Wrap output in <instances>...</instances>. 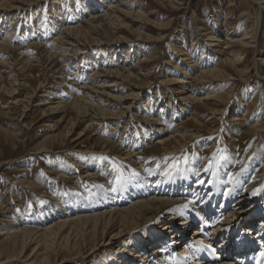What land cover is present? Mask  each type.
<instances>
[{
  "label": "bare ground",
  "instance_id": "bare-ground-1",
  "mask_svg": "<svg viewBox=\"0 0 264 264\" xmlns=\"http://www.w3.org/2000/svg\"><path fill=\"white\" fill-rule=\"evenodd\" d=\"M40 1L44 0H0V36L2 27H7L0 37V51L20 52L21 48L15 42L23 40L29 42L28 45L41 49L39 58L31 59V56L27 58L28 54L18 53L14 56V62L6 63L7 68L13 73L10 75L13 79L6 86L0 73V91L2 90L5 94L8 92L10 97L3 108L20 112L18 120L21 122V118L26 116L32 106H46L51 114L63 112L67 106H70L78 118V123H85L82 132L75 134L73 128L77 122H72V129L65 133L66 140L72 144L81 139L86 131H90V120L86 119L90 112L93 119L101 125L104 121L122 118L134 110L136 101L142 94L140 91L142 87L135 85L130 87L126 84L125 86L122 82L136 78L137 75L129 71L122 73L123 70L112 67L104 69V73L93 71L91 77L96 76V79L104 77L106 80L99 79V81H94L95 83L90 79L83 81L80 86L83 89L82 96L64 102L63 95H61V88L64 86L62 85L63 77L59 75L53 77L52 73L50 76L54 78V84L51 85L57 90H49L50 95L41 93L46 86L42 82L33 89L34 95H24L22 91L28 87L26 79L29 78L24 73L25 70L33 65L46 69L49 65H53V59L56 56L63 57L65 62H69L73 56L83 58L88 53L90 45L115 46L122 40H128L115 37L106 41L102 38L111 28L130 29L125 18H133V21L140 22L137 18H144L146 13L139 5L136 6L137 9L130 11V7L126 5L132 0H84V3L80 0L82 1L80 9L77 7V1L72 0L71 12L74 18L81 14L78 10L84 13L81 15L83 24H75V21L70 20L71 17L66 18L69 16V11L62 10L63 3L54 0V4H59L58 7L52 5L50 9L52 17H55L52 20L53 25L39 30V24L34 28V25H30V21L25 22L27 17L25 14L33 4ZM69 1L65 0L64 6L67 7ZM159 1L173 6L175 11L181 9L180 5L176 4V0ZM252 1L257 4L258 11L244 35L238 37L233 34L234 31L228 30L229 28L222 31L223 34L219 31L216 35L208 34L202 29L204 30L202 34L209 36L206 40L210 43L205 44L204 48L209 52V57L211 54L223 57L218 66L204 69L208 64L206 65L202 59L198 63L193 55L196 53L190 54L188 51L184 53L179 50L180 53L177 54L179 56L176 58L186 70L182 69V75L176 78L165 77L164 74L160 84L166 86L169 92L173 91L186 108L188 104L213 99V95H210L208 91L202 92L200 88L193 90L187 87L186 78H193L205 84L215 81L228 82L236 80L233 72L243 76L248 71V66L244 65L243 51L255 43L264 13V0ZM136 3V1L132 2L131 6ZM58 16L66 18L65 21H61ZM6 18H8L7 25L4 23ZM20 19L24 24L21 36L18 35L19 28L16 26L20 23ZM49 35L52 40L47 42L46 38ZM181 36L184 38L185 34ZM37 39H42L41 42L46 43L45 48L38 44ZM193 44L194 41L191 45ZM70 50L75 52L68 53ZM62 53L67 54L62 55ZM144 60L150 61L151 59ZM258 61L263 66L261 65L257 73L260 79L264 80V52L258 57ZM94 64L91 66H95ZM52 67L54 68V65ZM173 69L181 71L180 67L174 64ZM194 70H198V73L192 77ZM108 77L116 78V80L107 79ZM120 86L126 87L125 89L131 92L125 95L108 96L109 92L106 90H120ZM37 92L41 93L39 96L44 100L31 105ZM195 94L200 96L196 97ZM45 96H51L50 100L47 101ZM102 97L114 100L116 103L110 105L108 102L105 103L106 100L102 102ZM114 104L117 110L109 108ZM240 104L236 106V112L232 113L231 121L238 120ZM146 105H143V108ZM170 105L168 102L167 108ZM136 108L140 110L142 107L137 106ZM158 111L156 115L151 116L152 118L145 117L142 120L147 125H151L152 132L148 135L149 137L156 132L160 134L153 139V142L161 148V155L165 159L166 156L183 150L188 141L185 134L178 133L177 129L171 128L170 120L173 117L169 120L164 117L166 109L161 107ZM185 111L186 109L181 108V112ZM137 112L134 113V117L140 115ZM210 113L213 116L220 115L218 120H221L224 112L215 108ZM46 116L48 115L42 114V118ZM262 120L250 126L253 133L263 131ZM137 122H139L138 119ZM195 122L199 124L198 120ZM198 136L195 133L188 138L192 140ZM37 150L38 154L49 149L41 146ZM133 157L132 151L128 150L123 159ZM187 165L182 166L181 171L168 170L169 172L157 178L139 176L140 178L136 180L123 182L119 188L102 187L90 198H88L89 195L85 196L87 198L79 199L63 200L60 198L61 200L51 205L49 203V206L44 209V217L42 215L43 218L38 222L39 227L36 225L39 229L25 227L29 220L27 217L11 220L0 231V264H50V261L61 253L68 256V259L56 264H264V195L259 194L260 184L252 182L247 173L241 175L238 181L230 183L226 179L225 168H216L217 170L211 173L202 171L195 173L193 168ZM83 173H85L84 176L94 174L90 170H85ZM262 185H264V176ZM254 189L257 190L255 194H253ZM186 203L188 207H183ZM4 208L0 202V210ZM157 224L159 226L154 227ZM189 229H191V234L187 236L186 231ZM186 252L188 256L184 255Z\"/></svg>",
  "mask_w": 264,
  "mask_h": 264
},
{
  "label": "rangeland",
  "instance_id": "rangeland-1",
  "mask_svg": "<svg viewBox=\"0 0 264 264\" xmlns=\"http://www.w3.org/2000/svg\"><path fill=\"white\" fill-rule=\"evenodd\" d=\"M76 1L78 9H80L82 1ZM135 1L137 3L131 6ZM176 1V4L181 8L179 11H175L173 6L166 2L161 3L159 0L129 1L126 7H130L129 10L133 11L137 9L136 6H142L146 13L145 17L137 18L140 22L133 21V18H125L130 29L111 28L102 38L106 41L115 37L128 40H122L119 44L112 45L113 47L90 45L88 53L83 55V58L73 56L69 62H65L61 56H56L52 63L54 68L53 65H49L46 69L33 65L26 69L27 72L25 70L24 73L29 78L26 79L28 87L22 91L24 95H34L33 89L42 82L46 86L41 90V93L49 94V90L56 89L51 85L54 84L53 77L59 75L63 77L64 88H61V95H63L64 102L82 96L83 89L80 86L83 81L87 79L93 82L99 81V79L106 80L104 77L98 79L96 76L91 77L93 71L104 73V69L112 67L120 71L123 70L122 73L129 71L137 75L136 78L122 82V85L126 84L130 87L133 85L142 87L140 89L142 94L138 97L134 110L122 118L104 121L101 125L93 119L90 112L86 118L90 120V131H86L82 138L76 142L69 144L65 133L72 129V122H77L73 128L75 134L83 131L85 123H78V118L70 106L56 114H51L46 106H32L20 122L18 120L20 112L3 108L10 97L8 92L5 94L2 90L0 91V202L5 207L0 210V231L11 220L25 217L29 218L25 227L39 229L38 222L44 217V209L49 206V203L51 205L61 199H79L88 195L90 198L102 187L119 188L123 182L133 181L140 177L157 178L169 171H181L182 166L186 167L187 164L193 168L195 173L197 171L211 173V171L225 168L226 179L230 183L238 181L241 175L247 173L252 182L260 184V186L257 185L260 188V196L264 195V187H262L264 186L262 185L264 176V120H262L264 117V80L260 79L257 73L262 65L260 61L257 62V59L264 52V13L255 45L252 44V47L243 51L244 65L248 66V71L243 76L233 72L236 80L228 82L215 81L205 84L193 78H186L188 80L187 87L193 90L200 88L202 92L208 91L210 95H213L212 100L188 104V108H186L173 91L169 92L166 86L160 84L165 75V77L176 78L182 75V69L186 70L176 58L179 56L177 54L180 51L196 53L193 55L198 63L202 59L206 65L208 64L204 69L218 66L223 57L213 54L209 57V52L204 49L205 44L210 43L206 40L209 36L203 35L202 32L205 30L208 34L216 35L219 34V31L222 33L229 28L228 30L234 31V33L232 32L234 35L240 37L253 23L258 6L252 0ZM55 2H62V10L69 11V16L66 18L71 17L70 20L75 21V24L82 23L81 15L84 13L82 10H78V13L81 14L74 18L73 12H71L72 0L68 2L67 7L64 6L65 0H56ZM58 4H54V0H44L33 4L25 14L27 16L25 22L30 21V25H34V28L39 24V30L52 26V20L55 17H52L50 9L53 7L52 5L58 7ZM126 7L123 8L126 9ZM58 18L61 21L66 19L59 16ZM21 21L20 19V23L16 24L19 28V36L23 34L22 29L24 28ZM4 23L8 24V18L4 19ZM6 28L2 27L0 37ZM182 34H185L184 38H182ZM196 37L197 40L199 39L198 41ZM41 40H38V44L45 48L46 43L44 44ZM46 40L50 42L51 35ZM25 41L15 42L21 48L20 52L0 51V73L6 86L13 79V76H10L13 73L7 68L6 63L14 62L16 54H28L27 58L31 56V59L41 57V49L28 45L29 42ZM193 41L194 44L191 45ZM24 42L25 44H23ZM73 50L68 53L71 51L74 53ZM143 59L151 60H147L149 61L147 62ZM91 63H95V66H91ZM173 64L179 66L181 71L174 70ZM50 67L52 68L50 69ZM76 68L78 69L76 70ZM51 73L54 75L53 77L50 76ZM197 73L198 70H194L192 77ZM107 79L116 80L111 77ZM120 87V90H106L109 92L108 96L125 95L131 92L129 89H125L126 87ZM41 93L35 94L31 105L44 100L39 96ZM195 96L200 95L195 94ZM45 97H47V101L51 98V96ZM102 100V102L106 100L105 103L108 102L110 105L116 103L109 98L102 97ZM168 102L171 104L169 108L166 106ZM239 103L241 106L238 107L240 109V114L237 115L238 120L231 121V115L236 112L235 108ZM143 105H146V108H143ZM137 106L142 108L137 110ZM116 107L114 104L109 108L117 110ZM161 107L166 109L164 114L166 119L169 120L173 117L170 120L171 128L177 129L178 133L185 134L188 141L183 150L174 152L173 155H170L171 157L166 156L165 159L161 155V148L153 142V139L160 134L156 132L149 137L148 135L152 132L151 125H147L142 120L145 117L152 118L153 114L156 115ZM181 108L186 111L181 112ZM215 108L224 112L221 120H218L220 115L213 116L210 113ZM136 112L140 113L138 117H134ZM43 113L48 116L42 118ZM196 120L199 121V124L195 122ZM261 120L263 131L257 134L253 133L250 126ZM195 133L199 136L189 140L188 137ZM41 146H45L49 150L37 154V149ZM128 150L132 151L134 157L123 159ZM221 152L226 158L216 163ZM101 157L106 159H101ZM113 161L119 166L123 178H120V173L113 169ZM85 170H90L94 174L84 176ZM133 172L137 174L133 175ZM156 226L159 225H154V227ZM190 234L191 229L186 231L187 236ZM65 259H68V256L61 253L57 258L52 259L50 264H56Z\"/></svg>",
  "mask_w": 264,
  "mask_h": 264
},
{
  "label": "snow or ice",
  "instance_id": "snow-or-ice-1",
  "mask_svg": "<svg viewBox=\"0 0 264 264\" xmlns=\"http://www.w3.org/2000/svg\"><path fill=\"white\" fill-rule=\"evenodd\" d=\"M225 158H226L225 155L222 154V152H221V153L218 155V158L216 159V163H219L221 160H224ZM82 159H83V157H82ZM101 159H106V158H105V157H101ZM112 167H113V169H114L115 171H117V172L120 173V178H123V173L120 172L119 166L116 164L115 161H113ZM209 167H211V165H209ZM136 174H137V173L133 172V175H136ZM262 187H264V186H262ZM256 191H257V190L254 189V190H253V194H255ZM183 207H188V204H187V203L184 204ZM201 243H203V242H201ZM184 255H185V256H188V253L186 252V253H184Z\"/></svg>",
  "mask_w": 264,
  "mask_h": 264
}]
</instances>
